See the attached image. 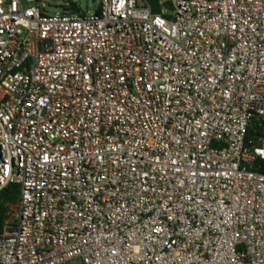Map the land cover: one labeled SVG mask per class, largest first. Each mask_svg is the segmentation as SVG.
<instances>
[{"label": "built area", "instance_id": "built-area-1", "mask_svg": "<svg viewBox=\"0 0 264 264\" xmlns=\"http://www.w3.org/2000/svg\"><path fill=\"white\" fill-rule=\"evenodd\" d=\"M0 0V264H264V0Z\"/></svg>", "mask_w": 264, "mask_h": 264}, {"label": "trees", "instance_id": "trees-1", "mask_svg": "<svg viewBox=\"0 0 264 264\" xmlns=\"http://www.w3.org/2000/svg\"><path fill=\"white\" fill-rule=\"evenodd\" d=\"M158 0H148L155 12L159 11ZM21 186L11 185L0 192V234L6 228L15 227L14 215L20 201Z\"/></svg>", "mask_w": 264, "mask_h": 264}, {"label": "rangeland", "instance_id": "rangeland-1", "mask_svg": "<svg viewBox=\"0 0 264 264\" xmlns=\"http://www.w3.org/2000/svg\"><path fill=\"white\" fill-rule=\"evenodd\" d=\"M78 2L79 6L90 15L95 13L101 5V0H72ZM46 4L53 6L52 9L48 11L51 14H59L62 12V5L64 4V0H46Z\"/></svg>", "mask_w": 264, "mask_h": 264}]
</instances>
